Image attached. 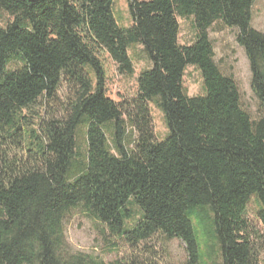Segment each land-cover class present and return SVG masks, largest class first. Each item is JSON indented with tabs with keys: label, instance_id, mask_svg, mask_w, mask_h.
<instances>
[{
	"label": "trees",
	"instance_id": "obj_1",
	"mask_svg": "<svg viewBox=\"0 0 264 264\" xmlns=\"http://www.w3.org/2000/svg\"><path fill=\"white\" fill-rule=\"evenodd\" d=\"M253 3L127 0L131 25L122 27L113 0H0L8 17L0 25V264H103L66 242L64 217L76 207L132 248L159 233L184 243L187 264H205L213 246L211 264H258L246 209L253 199L264 227V117L242 108L208 34L216 22L236 29L264 107ZM178 18L192 19L188 46L179 44ZM134 45L150 67L137 76L136 96L117 103L101 57L131 77ZM188 66L200 73V96L183 87ZM149 105L163 116V140Z\"/></svg>",
	"mask_w": 264,
	"mask_h": 264
},
{
	"label": "rangeland",
	"instance_id": "obj_2",
	"mask_svg": "<svg viewBox=\"0 0 264 264\" xmlns=\"http://www.w3.org/2000/svg\"><path fill=\"white\" fill-rule=\"evenodd\" d=\"M113 14L118 24L129 27L131 20L128 14L127 0H113ZM8 20L7 15L0 13V25ZM180 27L179 44L190 45L194 40V29L191 18H178ZM251 25L254 29L264 34V0H254L252 6ZM209 39L213 46L215 62L220 71L231 77L239 90L242 108L252 120L264 117V107L254 96L250 86V70L243 49L236 43V29L227 28L220 22L214 23L208 30ZM134 65V74L131 77L121 76L117 73L116 65L104 54L101 57L106 71L107 96L117 102L124 103L136 96L137 76L150 67L142 47L131 46L128 50ZM183 87L188 96L196 97L203 94L202 80L199 71L188 66L183 77ZM153 119V128L158 140L168 136L163 116L153 105H149ZM40 106L36 105L32 113L34 121L38 119ZM108 140L111 142L110 132L107 131ZM81 149L85 151L84 129L79 131ZM137 212V209H134ZM258 207L252 199L246 209V217L251 225V240L255 244L258 264H264V227L257 219ZM137 220V219H136ZM198 233L201 252L206 253L202 242V232L193 222ZM64 235L70 250L80 252L102 261L103 264H187L185 245L179 239H167L161 234H155L147 241L139 243L136 247H130L125 240L111 235L104 225L92 216L88 215L81 207L70 210L63 221ZM209 246L213 242H208ZM216 248L212 247V257H205V264H211L215 258Z\"/></svg>",
	"mask_w": 264,
	"mask_h": 264
}]
</instances>
